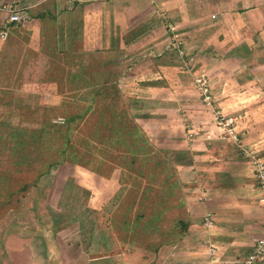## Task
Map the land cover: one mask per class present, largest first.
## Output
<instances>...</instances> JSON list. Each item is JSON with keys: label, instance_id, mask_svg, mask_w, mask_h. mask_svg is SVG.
Segmentation results:
<instances>
[{"label": "crops", "instance_id": "obj_1", "mask_svg": "<svg viewBox=\"0 0 264 264\" xmlns=\"http://www.w3.org/2000/svg\"><path fill=\"white\" fill-rule=\"evenodd\" d=\"M9 5H13L18 13L20 11L24 22L9 24L6 9ZM155 8L165 12L169 24L176 26L173 27L185 43L188 53L198 55L206 50L211 58L214 57L212 60L223 57L218 64L223 70L216 73L225 75L233 71L228 65L231 64L229 57H239L245 65H264V0H0V29L9 33L5 40L0 37V91H15L14 112H17L19 98L18 85L8 81L7 71L11 61L18 59L13 65L17 69L15 73L22 71L25 78L32 72L46 74L50 65L53 67V63L59 61L62 63L60 73L65 75L68 89H78L70 76L75 70L70 71L67 65V60L74 56L86 59V68L82 71L85 78L82 88L86 89L83 90L103 91L115 86L116 90L125 94L129 104L128 118L149 143H153L150 136L155 137L157 132L164 133L166 137L183 132L185 137L188 138L189 134L194 138H190L194 140V146L187 150L188 155H184L189 160L177 162L175 192L166 204L169 210L161 207V217L153 222L150 219L151 204L156 195L151 196L150 192L144 194L146 184L143 194L136 193L134 186L122 180V170L119 168L102 174L85 165L75 166L79 164L71 160L65 163L74 165L75 176L87 179L91 175L95 177H90L95 184L90 188L96 191L92 195L100 196H92L91 205L86 210H82L78 203L84 202L86 197L82 199V194H73L67 187L71 183L68 181L71 174L64 179L62 195L50 197L51 187L55 183H52L53 179L49 183L47 180L53 173V167L35 184L28 183L26 190H20L26 184L20 188L16 186L3 199L1 190L4 182L12 180L16 184L19 177L28 175V171H39L41 168L39 151L34 160L33 153L25 149L28 145L20 141L21 144H18L19 129H16L12 138L15 140L12 142L10 139L8 147V153L15 155L11 159L15 160L12 166L16 170H12L11 174L0 171V264H242L253 251L256 241L262 237L264 193L257 185L256 170L252 165V155L255 157L256 150L261 155L264 152L261 145L263 139L258 133L254 137L255 145L250 148L232 145L228 140L229 134L216 123L214 113L202 104L199 109L204 121L196 124L195 119L199 117L196 114L199 113L193 112V99L181 97V90H189L184 94H193L192 87L182 88L184 84L177 75L178 64L174 61L162 63L160 69L155 65L150 66L152 62L149 58L145 60L149 61L147 65L132 61L125 71L120 68L125 56V52H122L119 60L112 58L104 62L109 66L120 64L113 69L118 71L112 77V83L96 85L88 81L89 69L94 62H98L90 64V61L102 58L105 45L109 47L114 42H120L115 36L119 31L118 25L125 23L127 18H121L122 12L149 14ZM159 18L147 19L154 22ZM105 25L108 28L105 29ZM158 27L161 28V25ZM73 36L79 38L78 42L77 39L73 40ZM165 36L167 39L168 36ZM238 39L244 43L243 47L237 45ZM72 47L80 52H71ZM217 68L214 66V70ZM261 71L259 69L256 74ZM225 85L221 88L214 86L213 92L226 114L230 113L229 104L236 101L228 98L231 97L227 92L229 82H225ZM136 88H142L144 93L140 95L141 98L133 96ZM153 88L157 90V99L154 100L147 98L146 94ZM223 89L226 94H223ZM175 92H180V95H174ZM0 106H8L6 98L0 97ZM244 117L243 123L252 122L249 114H244ZM20 119L19 116L18 124L21 123ZM177 122L184 128L187 126L188 131L169 127ZM153 123H157L155 130H152ZM236 129L240 139L245 136L243 138L249 143L248 137L253 136L247 133L248 130L241 133ZM241 149H246L249 155ZM1 158L0 154V161ZM77 180L75 185L78 187L82 182ZM44 184L46 189L42 199L50 208L52 225L41 224L40 229L33 231L38 233L36 236L28 240L23 237L26 241H21L19 227H8L5 220L11 211L19 213L18 205L30 198L28 191L31 186L34 191ZM141 199H147L148 203L144 212L148 219L144 218L142 228L135 226L134 219ZM35 203L36 200H33L34 210L37 207ZM206 215H211L214 220L210 228L204 223ZM130 220L131 224L125 223ZM60 250H64V257ZM258 264H264V260Z\"/></svg>", "mask_w": 264, "mask_h": 264}, {"label": "rangeland", "instance_id": "obj_2", "mask_svg": "<svg viewBox=\"0 0 264 264\" xmlns=\"http://www.w3.org/2000/svg\"><path fill=\"white\" fill-rule=\"evenodd\" d=\"M118 5L120 6L121 3H118ZM122 13L121 18L124 16H127V18L125 19V23L121 22V24L118 25L119 31L115 36L116 38L118 37L120 42H114L109 47L105 45L103 50L104 53H102L101 56L102 58L98 57L96 60L93 59L90 61V64L94 61L98 62H94L92 64V68L89 69V82H94L96 85H99L101 82H104L105 84L112 83L111 79L114 75H116V71H118L113 69L119 67L120 64L117 63L116 66H109V64L104 62L109 60L111 61L112 58L119 60V55L122 52H125L123 53L125 56L122 59L123 62L121 63L120 68H124L125 71L132 65V61H134L135 64L144 62L143 64L147 65L149 61L145 60L149 58L152 62L150 63V66L155 65L158 69H160L159 66L162 65V63L168 64L166 62L170 63L171 61H174V63L176 62V64H178L176 68L178 71L177 75H180V81L184 84L182 88L188 89V87H192L193 94H184L189 92V90L185 89L181 90L183 91V94L181 93V97L188 98V100L191 98L193 99V112L195 113L198 111L199 113L196 114L199 116L195 119L196 124H200L204 121V119L201 118L202 112L200 111L199 106L201 104L205 105L209 111L214 113L215 119L216 117L219 118V115L229 117V119L235 118L238 122H234L232 127L238 128L241 133H244V131H246L245 129H247V133L253 136L248 137L249 143L245 140V138H243L245 136H241L242 139H240L241 143L239 144L242 147L240 148H250L251 145H255L254 137L257 133L261 136V140L263 139L261 141L263 142L261 145L264 147V65L259 67L248 64L245 65V63H241V59L239 57H229L228 60H231V64L228 65H231V69L233 71H230V73L227 72L225 75L216 73L219 70H223L221 69V66L219 67L218 65L223 57L220 56L215 58V60H212L214 57L211 58L207 54L206 50L203 54L200 53L198 55L188 53L189 51L186 48L185 43L182 38H179L178 36V31H171V25L168 22L169 19L167 18L165 12H161L159 9L155 8L149 14L138 12L134 15L128 14L126 11H123ZM20 14L21 13L19 11V15ZM8 15L10 16L9 12ZM20 16L23 17L22 15ZM158 17L161 18L154 20V22L147 19H156ZM24 21L25 20H23V22ZM158 25H161V28H159ZM106 28L108 27L105 25V29ZM8 35L7 37H9ZM165 35L168 36L167 39H165ZM79 36H81L80 33ZM74 39L76 40L77 37L73 36V40ZM106 39L107 38H105V40ZM78 40L79 38L76 42H78ZM240 41L241 40L238 39L237 45L243 47L244 43ZM73 49L74 48L72 47L71 52H80L79 50ZM99 59L103 61H100ZM17 60L18 59H15L10 62L9 65H11V67H8L7 71L9 83L11 82L13 84L14 82L18 85V87H16V90L18 89L17 97L19 98L17 112H14L15 108L13 105V101L15 100V91L13 89L0 91V97L6 98L8 104L7 107L0 106V154L2 156L0 161V171H8L11 174L12 170H16L15 167L12 166L15 160L11 159L15 158V155H10L8 153V147L11 143L10 139L13 138V132H15L16 129H19L18 144L23 142L28 145L25 149L33 153V157H35L34 160L37 157V151H39V153H41V149H44V152L47 150L50 151V154L48 155L46 153H44L42 157L39 155L40 160H46L49 155H53L55 153L56 149L54 147L62 145V136L61 134L55 133L53 136L46 137L42 141L38 131L41 124L49 119L54 121H63V119L77 117L78 119L72 123L68 134L70 145L73 147L72 149L77 151L76 154L75 152H69L71 157H74L73 159H70L71 162L79 164L75 166L79 167L80 165H85L86 167L99 172L98 169L102 165H104L103 168L105 170L114 165L111 163L112 161L119 163L122 160L124 161L123 164H125V162L130 164L134 161L136 175L142 173V171H145V176L152 173L151 187H153L154 191L151 192V196H154L155 193L159 191L161 182H164L165 180L174 181L178 177V170L176 169L177 162L188 161L189 159L184 158V155H188L187 150L194 146V140L190 139L194 138L190 137L189 134L188 138L184 136L183 132H178L177 135L175 136L174 134L173 137H166L164 133L157 132L158 134L155 137L150 136V140L153 143L148 142L150 146L147 144L145 149H141L143 144L140 145L141 147H139V145L131 149L121 147L120 149H114L112 151L111 148L107 146L111 126H113V130L116 131L118 128L121 129L119 132L121 135L129 130L128 128L123 129V127H119L121 124L118 122L123 119H128L127 117L122 116L129 112H127L129 105L127 102L128 97L116 90L115 86H112V89L103 90L98 96H94V93H92L95 89L89 90V88H87V90H83L86 89L85 87L82 88L83 85H85L83 82L84 74H82V71L86 68V63H84V61H86L85 58H74L73 56V58H69V61L67 60V65H69L70 71L75 70L73 74H70L71 82L77 85V87H79L78 89H70L71 87L68 89L69 85L64 78L65 75L60 73L62 71L60 68L62 63H59V61L53 63V67L51 64L50 68L47 69L46 74L40 72V74L38 73L37 75L32 72L30 75H26L25 78L22 71L20 74L15 73L17 69L13 65L16 64ZM220 64L222 65V63ZM102 65L104 66L102 67ZM214 66L218 68L214 70ZM259 69L262 70L261 73L256 74V71ZM225 82H229L230 85L227 87V92L231 97L228 98L232 99L230 101H236L235 103L229 104L231 105L229 106L230 113L226 114L218 105L213 92V90H215L214 86L216 88H221L223 86L226 87L227 85H225ZM88 86H90V84ZM132 89L133 88H129V90ZM141 89L142 88L135 89V94H133V96H135L136 99L141 98L140 95L144 93ZM156 91V88H153L150 93H146L147 98L150 97L152 100L157 99ZM222 92L223 94H226L224 89ZM174 95H180V92H175ZM92 99H94V101ZM152 104L154 105V102ZM15 113L17 114V118H15ZM182 114L183 113H180V115ZM203 114H205L204 111ZM244 114H249V119H251L252 122L243 123L242 121L245 118ZM19 116L21 117V126L18 124ZM129 119L131 118L129 117ZM111 120H115V122L112 125H109L108 123ZM216 123L218 124L219 120H217ZM138 124L141 125L139 122ZM127 125L130 127L129 125L133 126L135 123L129 121ZM152 125V130H155L157 123H153ZM240 126L242 130L240 129ZM169 127L172 129L183 128V130L186 129V131H188L187 126L184 128L178 122L171 123ZM219 127H222L227 133L229 132L228 127L227 129L224 126ZM22 130L25 131L24 134ZM199 133L201 134L200 131H198V134ZM21 134L24 135V138L21 137ZM194 134L195 136L197 135V133ZM14 140L15 139H12V142ZM123 140L131 144V139L126 137ZM228 140L232 145L236 144L233 138L229 137ZM235 146H237V144ZM15 150L18 151V149ZM241 150L244 151V149ZM112 153L115 154V156L112 157ZM255 154L260 155V158L264 160V152L263 155H261L260 152L256 150ZM120 155H123L124 159L120 158ZM8 156L10 159H8ZM5 157H7V162ZM38 166L37 169H39ZM53 168V173L47 180L49 183L53 179L52 183H55L51 187L50 197L56 198L59 194L60 196L62 195L61 192L63 191L62 188L64 179L71 174L68 180L71 181V183H69L67 187L72 190L73 194L76 193L78 196L82 194V199L86 197L84 202H78L82 210H86L87 207L91 205L92 196H94L92 194L96 193L95 190L90 188L91 186H95V184L90 181V177H95L91 175L90 177L88 176L87 179L83 176L80 177V175L75 176V174H73V164H57L54 165ZM40 170L43 169L40 168L39 172ZM129 172L130 173H128V175H130L131 179H134L135 174L132 176V171ZM17 173L18 172H16V174ZM37 173L38 171L34 170L28 171V175L25 178H19V182L16 184L12 180L4 182V186H2L3 190H1L3 199H5L11 191L16 189V186L20 188L26 180H29L28 182L30 183L33 179H35ZM101 173L104 174L106 172L103 170ZM77 179H80L79 181L83 183L78 184V187L75 185ZM140 182L142 184H146L143 180H140ZM145 187L147 188L148 185L146 184ZM45 189V184L43 187L40 185L39 190L36 189L34 191L31 186L28 191L30 198H26L18 205L19 213L14 211L9 212L11 215H9L5 220L8 227L10 225L12 227H19L21 241H26L23 237L28 240L36 236L38 233L35 234L33 231L40 229L38 227H40L41 224L52 225V219L49 217L51 215L50 208L48 203L42 199V195L45 194ZM99 196L100 194L94 197L96 198ZM63 199L66 200L68 198ZM33 200H36V210L33 209ZM63 204H65L64 201ZM43 214L45 217H42ZM74 251L75 250H73V252ZM63 252L64 250H60L61 256L64 255ZM69 256L70 255H68V257Z\"/></svg>", "mask_w": 264, "mask_h": 264}, {"label": "trees", "instance_id": "obj_3", "mask_svg": "<svg viewBox=\"0 0 264 264\" xmlns=\"http://www.w3.org/2000/svg\"><path fill=\"white\" fill-rule=\"evenodd\" d=\"M9 33L4 30L3 28L0 29V37L5 40L7 38V35ZM102 91L100 90H94L92 93H94V96H98L101 94ZM94 98V97H93ZM94 101V99H92ZM90 108V107H89ZM125 112V111H124ZM126 113V112H125ZM123 117H127L128 118V114L126 113L125 115H122ZM77 117H71V118H67V119H63V121H54L52 119L46 120L45 122H43L40 126V131H39V136H41V140L43 141L44 138L46 137H51L53 136L55 133L57 134H61L62 136V145L61 146H57L54 147L55 153L53 155H49L48 159L46 160H40V167L43 170H40V172L38 171L37 176L35 177V179H33L31 182L33 184H35L40 176H42L43 174H45L46 172L49 171L50 168H52L54 165L57 164H62L65 163L66 161L73 159L74 157H71V154L69 152H72L76 154V150L72 149V145H70V140L68 137L70 128L72 123L77 120ZM115 119V117H114ZM133 122L132 120H130L129 118L126 120H121L118 121L121 125H119V127H123V129L128 128L129 130H127L125 133H123L122 135L119 133L121 131V129H117L113 130V126H111L110 130H109V138L107 141V146L109 148H111V151L114 149H120L122 148H127V149H131L133 147H136L137 145H139V147H141L140 145L143 144V147H141V149H145L147 147V144L150 146V144L148 143V141L144 138L143 134L141 131H139V128L136 125H129L130 127H128L127 123ZM115 122V120H111L109 121V125H112ZM135 126V127H134ZM131 139V144L126 141H124L123 139L125 138ZM44 148V147H43ZM41 153H39V155L42 157L44 155V153H46L47 155L50 154V151L47 150L46 152H44V149H41ZM143 151V150H142ZM112 157L115 156V154H111ZM120 158H123V155H120ZM116 158V157H115ZM112 159V158H111ZM124 161H120L119 163H115V162H111L112 165L109 169H106L105 172H111V170H113L114 168H119L120 170H122V180L124 182H128L130 183L132 186H134L137 191L141 194H143V187L145 184H142L140 182V180L145 181V183L148 185V187H145V191L144 194H148L149 192H153L154 189L153 187H151V183H152V173H150L149 175L147 174V176H145V171H142V173L136 175L135 174V169H134V161H132L130 164L127 162H125V164H123ZM103 165L98 169L99 172L103 171ZM134 170V171H133ZM129 171H132V176L135 174V178L131 179L130 175H128V173H130ZM140 172V171H139ZM21 173V172H19ZM22 178V177H19ZM146 179V180H145ZM139 180V181H138ZM10 181V180H8ZM29 181V180H28ZM26 181L23 184L25 186H23L20 190L24 191L26 190L29 185H27L29 182ZM30 182V183H31ZM29 183V184H30ZM166 183V184H165ZM162 188L159 189V191H157V193H155L156 197L152 198V204H151V220L153 222H156L157 219H159L161 217L160 212H161V207L163 208V206H165L166 209L169 210V206L167 204L168 200L173 196L174 192H175V182L170 180L167 181L165 180L164 182H161ZM140 189V190H139ZM147 200V199H146ZM144 199H141L140 201V206L137 210V213L134 217L135 219V226L136 227H143V220L144 218H147V215L144 213L145 212V208L148 207V203L147 201ZM139 202V201H138ZM126 224H131L132 220H130L129 222H125Z\"/></svg>", "mask_w": 264, "mask_h": 264}, {"label": "built area", "instance_id": "obj_4", "mask_svg": "<svg viewBox=\"0 0 264 264\" xmlns=\"http://www.w3.org/2000/svg\"><path fill=\"white\" fill-rule=\"evenodd\" d=\"M7 12L10 13L8 22L9 23H20L22 22V17L19 15L18 11L13 7V5H9L6 7ZM171 25V31L175 30V27ZM178 37V36H176ZM217 120H219V126H224L226 129L229 128V137L233 138L236 144L239 145L240 143V137L239 133L237 132L236 128H233L232 124L234 122H237L235 118L229 119V117H225L223 115H219V118L216 117ZM216 120V121H217ZM244 153L246 155H249L248 151L244 149ZM251 156V155H250ZM256 156L258 158H256ZM252 165L255 167V173H256V179H257V185L264 193V160H262L258 154L252 155ZM264 203V198H263ZM204 223L207 228H210L214 225V220L211 215H206L204 218ZM264 260V231L263 235L260 239H258L253 247V251L250 255L246 257V259L242 262V264H258Z\"/></svg>", "mask_w": 264, "mask_h": 264}]
</instances>
